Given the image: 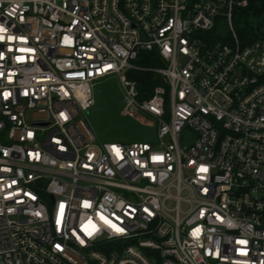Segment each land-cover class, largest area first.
I'll return each mask as SVG.
<instances>
[{
  "label": "built area",
  "instance_id": "2783aa9c",
  "mask_svg": "<svg viewBox=\"0 0 264 264\" xmlns=\"http://www.w3.org/2000/svg\"><path fill=\"white\" fill-rule=\"evenodd\" d=\"M248 5L0 0V264H264V18L243 43ZM143 50L160 64L134 63ZM132 69L164 83L140 97ZM113 74L153 140L91 129Z\"/></svg>",
  "mask_w": 264,
  "mask_h": 264
},
{
  "label": "rangeland",
  "instance_id": "374dc122",
  "mask_svg": "<svg viewBox=\"0 0 264 264\" xmlns=\"http://www.w3.org/2000/svg\"><path fill=\"white\" fill-rule=\"evenodd\" d=\"M236 16L235 24H241L242 18L238 14ZM224 28V25H219L221 31ZM134 63L138 64L136 61ZM95 84L94 96L96 101L87 110L86 115L91 129L100 140L126 142L153 140L155 138V128L150 123L120 113L122 90L116 74L110 75Z\"/></svg>",
  "mask_w": 264,
  "mask_h": 264
},
{
  "label": "trees",
  "instance_id": "16d2710c",
  "mask_svg": "<svg viewBox=\"0 0 264 264\" xmlns=\"http://www.w3.org/2000/svg\"><path fill=\"white\" fill-rule=\"evenodd\" d=\"M249 5L245 7L244 13L241 16L242 22L237 25L239 34H241V41L245 43L247 40L253 39L259 35L254 24V18H264V0H248ZM261 19L257 20L260 23ZM136 62L143 66L153 67L160 64V58L154 51H140ZM130 77L135 78L138 83L140 97L148 96L152 93L153 87L157 83H164L159 75L145 69H132L128 72Z\"/></svg>",
  "mask_w": 264,
  "mask_h": 264
},
{
  "label": "snow or ice",
  "instance_id": "6c2138e0",
  "mask_svg": "<svg viewBox=\"0 0 264 264\" xmlns=\"http://www.w3.org/2000/svg\"><path fill=\"white\" fill-rule=\"evenodd\" d=\"M2 31H5V30L2 28V26H0V32H2ZM10 39H11V38H10ZM116 152L119 153V149H116ZM154 159H162V157H156V158H154ZM202 170H205V171H206V169H202ZM118 230H119V229H118ZM241 243H246V242L241 241Z\"/></svg>",
  "mask_w": 264,
  "mask_h": 264
}]
</instances>
